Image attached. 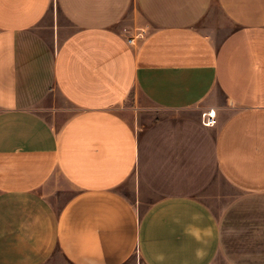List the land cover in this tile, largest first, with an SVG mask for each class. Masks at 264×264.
Instances as JSON below:
<instances>
[{
  "label": "crops",
  "instance_id": "0c3cea01",
  "mask_svg": "<svg viewBox=\"0 0 264 264\" xmlns=\"http://www.w3.org/2000/svg\"><path fill=\"white\" fill-rule=\"evenodd\" d=\"M261 198L264 0H0V264H264Z\"/></svg>",
  "mask_w": 264,
  "mask_h": 264
},
{
  "label": "rangeland",
  "instance_id": "374dc122",
  "mask_svg": "<svg viewBox=\"0 0 264 264\" xmlns=\"http://www.w3.org/2000/svg\"><path fill=\"white\" fill-rule=\"evenodd\" d=\"M51 15V18H50ZM129 20H132V15L131 11L126 15L125 19L120 23V26L125 27V24H127ZM56 21L58 24H60L65 31H68L69 26L67 21L62 17L61 13L59 12L58 8L55 7L53 10V14L50 13L44 22L45 28L48 30V26L50 23L53 25L56 24ZM203 25V24H202ZM131 101L128 100L126 103H124V106L127 108L130 106ZM119 111V110H118ZM164 113L161 110H158L153 107H145V110H142L140 114L138 115V118H136V127H139L140 125L146 126L152 119H154L156 116L160 117ZM216 123V118L214 116V121L212 125ZM120 190L130 198V200L136 205L137 210L139 213L145 209V206L147 202L150 199H138V196L136 197L135 195V190L132 184L128 182L124 183L123 185L120 186ZM65 194H62L60 198L58 199L59 202H62L65 199ZM200 196L202 200H204L210 208L216 213L219 214L223 208H227L230 206L233 202L238 200V198L245 197L246 193H243L241 190L238 188L234 187L231 185L227 180H225L219 172L214 173V177L212 179V182L210 185L203 190L200 193ZM263 201L264 199L261 198ZM264 203V202H263ZM243 233V231H242ZM45 264H71L68 262L61 254L59 251H54L53 255L46 261ZM126 264H143L142 260L139 258V255L137 252L134 251V253L130 256ZM213 264H231L226 257L221 254L218 255V257L215 259Z\"/></svg>",
  "mask_w": 264,
  "mask_h": 264
},
{
  "label": "built area",
  "instance_id": "2783aa9c",
  "mask_svg": "<svg viewBox=\"0 0 264 264\" xmlns=\"http://www.w3.org/2000/svg\"><path fill=\"white\" fill-rule=\"evenodd\" d=\"M131 41V39H129ZM214 116L215 114H212L211 111L204 112L202 117H203V124L204 125H212L214 121Z\"/></svg>",
  "mask_w": 264,
  "mask_h": 264
},
{
  "label": "bare ground",
  "instance_id": "6f19581e",
  "mask_svg": "<svg viewBox=\"0 0 264 264\" xmlns=\"http://www.w3.org/2000/svg\"><path fill=\"white\" fill-rule=\"evenodd\" d=\"M212 112V114H214V111H211Z\"/></svg>",
  "mask_w": 264,
  "mask_h": 264
}]
</instances>
